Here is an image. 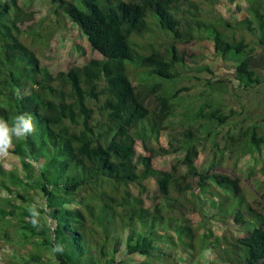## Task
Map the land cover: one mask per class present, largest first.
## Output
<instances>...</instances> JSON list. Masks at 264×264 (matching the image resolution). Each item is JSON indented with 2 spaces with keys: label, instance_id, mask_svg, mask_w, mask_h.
<instances>
[{
  "label": "trees",
  "instance_id": "1",
  "mask_svg": "<svg viewBox=\"0 0 264 264\" xmlns=\"http://www.w3.org/2000/svg\"><path fill=\"white\" fill-rule=\"evenodd\" d=\"M41 1L49 33L33 0H0V118L30 113L35 125L12 137L20 165L0 162V189L10 193L0 264H264V185L237 166L264 150V125L221 134L236 114L216 96L227 90L221 81L207 80L195 102L175 89L193 69L178 47L196 41L234 62L237 90L262 83L234 35L246 30L264 52V0H242L233 23L214 11L237 0ZM71 27L98 57L53 74L41 63L50 33ZM207 144L211 159L198 169ZM170 156L179 163L158 166ZM225 159L238 175L215 171ZM18 187L39 203H12H29Z\"/></svg>",
  "mask_w": 264,
  "mask_h": 264
},
{
  "label": "rangeland",
  "instance_id": "2",
  "mask_svg": "<svg viewBox=\"0 0 264 264\" xmlns=\"http://www.w3.org/2000/svg\"><path fill=\"white\" fill-rule=\"evenodd\" d=\"M221 1L225 2V0ZM33 4V9L37 12L36 19L40 22L39 26L41 30L44 31V33H49V30L52 29V23L47 16V7L44 1L33 0ZM242 4V0H237L233 5L217 4L214 14L221 16L223 19L230 20L233 23L244 17L242 10H237V7H241ZM67 22L69 23L68 19ZM75 28L71 27L69 30H59L58 32L50 33V42L43 52L41 63L45 64L53 74L59 71H66L73 64L83 65L89 59L98 57L96 54L92 53L86 39L80 35L76 30L77 28ZM234 37L237 41L244 39L247 44V51H249L248 60L250 69L254 71L257 77L262 81L260 85L247 91L236 89L237 82L234 79V62L220 59L215 54L212 44L205 41H196L189 44H182L178 47L179 52L185 54L184 57L187 62L193 61L190 64L193 69L188 70L184 74L186 77L175 86V89H181L179 95L183 97L185 103L195 102L197 100V97L205 88L204 85L207 80L211 82L221 81L227 88L225 93H218L216 96L236 114L230 119L228 126L221 128V134H224L228 128H238L237 125L244 122H257L264 125V52L262 48L257 45V39L248 34L246 30H236ZM204 66L207 70L204 69L200 71L198 69ZM93 109L94 117L96 118L97 108L94 107ZM217 141L222 145L220 136ZM12 148L13 143H11L9 150ZM210 159V146L207 144V146L200 151L199 158L195 163L196 167L200 169L206 165ZM179 160L178 156H170L164 160H159L158 166L167 168L172 163L178 164ZM0 162L4 170L13 169L20 165L19 159L10 152H8L6 156H0ZM237 166L264 185V150L261 151L260 155H255L253 158L247 156L242 160L240 159ZM17 170L18 173L22 175L20 169ZM215 171L232 176L238 175V172L227 159L224 160L223 166L216 168ZM244 181L252 187L249 178ZM147 186L148 189L157 195V188L153 182H149ZM18 189L22 196H26L29 203L13 197L10 200L12 203L14 202L15 205L22 206L23 208H28V205H37L39 203L37 197L28 190H21L19 187ZM9 195V192L0 189V207L6 209L10 208V204L3 203ZM213 200L215 203H218L219 198L217 197ZM8 220L10 219L8 218ZM228 228L235 236L240 235V231L232 221H230ZM214 232L222 234V225H217ZM2 241L3 235L0 234V246L3 244ZM213 253L214 252L210 253V255L204 254L203 258L212 260L214 258ZM27 258L28 257H25L24 261H26Z\"/></svg>",
  "mask_w": 264,
  "mask_h": 264
},
{
  "label": "clouds",
  "instance_id": "3",
  "mask_svg": "<svg viewBox=\"0 0 264 264\" xmlns=\"http://www.w3.org/2000/svg\"><path fill=\"white\" fill-rule=\"evenodd\" d=\"M34 131L35 125L33 123V116L30 113H20L16 115L11 124L0 118V156H6L8 154V148L11 146L13 136L22 138ZM30 211L33 216L36 215L33 210ZM33 224H36L35 220H33ZM52 252L56 254L63 253L64 246L62 244H56Z\"/></svg>",
  "mask_w": 264,
  "mask_h": 264
}]
</instances>
